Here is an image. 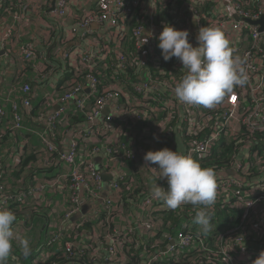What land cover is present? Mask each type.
<instances>
[{"label": "built area", "instance_id": "2783aa9c", "mask_svg": "<svg viewBox=\"0 0 264 264\" xmlns=\"http://www.w3.org/2000/svg\"><path fill=\"white\" fill-rule=\"evenodd\" d=\"M83 1L0 0V68L5 61L14 63L16 55L41 70L38 81L47 79V73L56 75L53 86L57 92L35 119L43 127L40 135L48 153L43 159L45 167L53 168L55 159L66 168V174L50 184L52 189H61V194L51 193L62 197L64 216H58L56 209L49 212L55 217L52 221L46 218V239L31 245L28 257L32 264H254L264 252V29L257 24L263 19L264 25V0H98V5L87 11ZM230 6L234 11L228 14ZM71 15L75 21L70 33H81L82 38L93 41L76 49L65 65L52 64L33 40L17 49L14 46L16 23L21 20L49 16L65 26ZM6 17H11L13 24L5 23ZM44 24L46 31H51L50 20ZM167 25L187 30L193 46L201 27L221 28L235 54L246 58L247 82L234 87L212 109L180 103L174 87L184 69L175 57L165 62L158 47L159 35ZM149 32L152 37L142 45ZM128 42L133 43L135 55L122 53ZM144 73L147 83L143 82ZM19 94L18 99H11L15 96L11 90L8 98L0 99V208L11 211L13 206H29L32 198L36 206L49 208L50 194L42 187L9 193L1 183L7 173L2 162L3 127L10 120L11 132L25 130L36 97L29 84L22 86ZM5 103L10 104L11 113ZM78 116L86 117L87 126L70 125V117ZM159 119L163 123L154 126ZM66 125V139L60 141V128ZM162 131L177 145L181 143L182 154L199 162L221 153L223 146L230 148V164L216 172L217 199L209 210L211 215L226 210L230 218L224 222L230 227L212 239H200L190 230L161 241V217L172 209L148 190L136 205L126 206L130 203L125 200L129 196L122 194L124 187L134 192L149 185L157 174L144 156ZM98 158L107 161L106 169L98 166ZM112 160H120L121 165L110 167ZM127 162L134 175L124 170ZM103 174L112 177L108 184ZM86 207L88 213L75 220ZM197 210L188 215L194 217ZM69 220L97 224L76 234V227L68 226ZM118 221L126 225L117 227ZM27 224L13 226L18 237L32 232L33 222ZM189 225L186 228L202 232L198 225ZM16 247L5 264H23L22 251ZM54 247L60 253L54 252ZM55 256L57 263L51 261Z\"/></svg>", "mask_w": 264, "mask_h": 264}, {"label": "clouds", "instance_id": "9594fccd", "mask_svg": "<svg viewBox=\"0 0 264 264\" xmlns=\"http://www.w3.org/2000/svg\"><path fill=\"white\" fill-rule=\"evenodd\" d=\"M226 11L230 14L234 8L230 6ZM151 37L150 32L144 34L142 45L147 44ZM158 39L164 61L175 57L184 69L185 74L174 87V95L180 103L212 109L232 93L234 87L247 82L246 58L235 54L225 33L217 26L201 27L196 46L189 42L187 30H177L171 25L164 26ZM144 160L157 165L152 169L158 171L160 179L167 183V188L153 184L152 197L172 210L186 204L197 208L193 222L206 234L211 229L209 210L217 199L216 171L203 167L191 156L169 148L149 151ZM16 220L12 211L0 208V264H5L12 255L15 240H19L24 257L31 254L29 239L20 238L13 231ZM254 264H264V252Z\"/></svg>", "mask_w": 264, "mask_h": 264}, {"label": "crops", "instance_id": "0c3cea01", "mask_svg": "<svg viewBox=\"0 0 264 264\" xmlns=\"http://www.w3.org/2000/svg\"><path fill=\"white\" fill-rule=\"evenodd\" d=\"M98 3V0H85L82 2V6H84L85 8L84 11H87L91 8L96 7ZM18 11L22 14H26L20 9ZM73 14L76 16V11H73ZM74 15H71V17L66 19L65 26L57 25L55 23L57 21L53 17L49 16L46 18L34 17L31 20H21L20 22L16 23L18 31L15 35L16 41L14 43V46L17 49V47H19L23 43L29 40H33L37 43L40 53L45 54V56L48 57L49 61L52 62V64H56V66L58 67L65 65L68 57L72 56V53L76 49L85 46L88 47L93 41L92 38H88L87 40L82 38L83 35L81 33H78L76 35H72L70 33V26L73 25L75 21ZM5 19V23L13 24V20L11 19V17H6ZM46 20H50V23L53 25V27L50 28L51 31H46V29L44 28L46 26L44 24ZM93 30L95 31L96 29L93 28ZM13 59L15 60L14 63L5 61L0 68V99L8 98L9 91L11 90H15V96L13 95L11 99H18V97L21 95L19 94V91L21 90L22 86L26 85V83L34 89L36 97L33 103L34 109L32 110L31 114L26 116L25 130L20 133L11 132L10 120L3 127L6 134L4 137L5 141L1 143V149L4 155L2 162L7 168V173L5 176L6 186L8 190H11L12 186L20 184L22 185V190L26 191H31L32 189L30 188L32 186H34L37 190H40L42 187L45 190V193L50 194L48 195V199L51 201V205L49 206V208L45 206L38 207L36 206V201H34V199L32 198L27 210V212L29 211V215L32 214V217H28V214H26L32 222L36 217H42L46 220L47 216L43 215L42 213H49L53 209L61 212L60 204L62 203V197L59 196L61 194V189L58 187L52 189V187H50V184L53 181H57L63 174H66V168L62 165H58L56 163L57 160L55 159L52 163L54 165L52 166L53 168L50 167V169H48V167H45L43 159L48 156V153L40 135L43 132V127L36 123L35 118L37 116H33V111L35 110V106L40 105L38 111L40 110L41 112L44 108L47 107L49 97L57 92L53 86L56 83V75L47 73V79L40 82L38 80L42 77V74L40 73L41 70H38L34 64L23 62L16 55H13ZM24 82L25 84H23ZM5 106L6 110L11 113L10 104L5 103ZM53 109L55 111L56 107H53ZM31 131H35L37 134ZM66 136L67 135L65 134H59L60 141L65 140ZM176 151L180 153L183 152V147L181 146L180 142L177 145ZM33 152H36L34 153V155L38 157L37 168L35 167L32 173H27V170L25 175H19L18 166L22 163V160L25 156L31 155L33 154ZM57 154H59V152H57ZM115 161L116 160H112L108 163V165L110 167L112 165H121L120 160L116 162ZM96 162L100 168H107L105 166L107 164L106 160L103 161L102 159L98 158ZM125 164L126 167L124 168V170L126 172L130 170L134 175L135 171L132 168V164L129 162ZM34 165L35 163L32 164V166ZM45 179H47L48 181L45 182ZM150 181V192L153 184H158L160 186L164 185V183L160 181L157 174L152 179H150ZM108 182L110 181H107V184ZM53 191H57L60 194L51 193ZM34 235H36V232H34ZM24 238L26 237L24 236ZM33 239H29V241L31 242ZM39 241L40 240H38L36 244H38Z\"/></svg>", "mask_w": 264, "mask_h": 264}, {"label": "trees", "instance_id": "16d2710c", "mask_svg": "<svg viewBox=\"0 0 264 264\" xmlns=\"http://www.w3.org/2000/svg\"><path fill=\"white\" fill-rule=\"evenodd\" d=\"M137 19L135 18L133 20V22H136ZM124 55L127 54H131V55H135L134 53V46L133 43L128 42L125 45V51L122 52ZM25 84V82L23 83ZM27 84V83H26ZM40 105L35 106V110L33 111L34 115L33 116H37L38 114H40V110L38 111ZM34 109V107H33ZM38 111V112H37ZM32 113V114H33ZM71 122L70 125L71 126H75V125H86V117L84 116H78V117H70ZM68 130V126H64L60 128V134H64L66 131ZM5 141V138L3 139V142ZM223 151L219 154H217L216 156H213L211 159L206 160V161H202L200 162L201 165L203 167H211L213 168L216 172H221L223 171L224 168L228 167V165L230 164V148H226V146H223ZM33 154L25 156L24 159L22 160V163L18 166V174L19 175H25L26 171L27 173H32L34 171V168H37V162H38V157L36 155ZM58 154L55 155V157ZM3 158V157H2ZM1 160V159H0ZM34 166H32V164H34ZM49 173V172H47ZM6 174L4 175V179L1 183H5L6 186V179H5ZM7 188V186H6ZM11 190H8L9 193H16L18 190L22 189V185L18 184L16 186H12ZM127 187H124V190H122V194L124 195H128V198H125L126 201H128L130 203V205H126L127 207H131L134 206V204L136 205L137 203L135 201H137L138 199L142 198L144 195H148V193L146 192L147 190H150V184L146 185L143 184L142 186H140V188H138L136 191L131 192L126 190ZM146 198V197H145ZM144 198V199H145ZM143 199V200H144ZM195 207L192 206L191 204H186L181 206L180 208L176 209V210H170L168 212H166L162 217L161 220L163 221L161 223V228L162 231L161 233L158 235L159 239L162 241L164 239V237L167 236H172L175 237L177 236L180 232L183 233H189V231L191 230L196 237L200 238V239H212L214 238V236H216L217 234H219L223 229H227L230 227V225H227V222L225 223L224 220L230 218V214L227 213V211H216L215 213H213L211 215L212 219H211V229L205 234L203 232H198L196 229H191L190 225L191 223H193V225H197L195 224L193 221L191 220L192 218L194 219V217H190L188 215L189 211L194 210ZM28 210V205L22 206V207H11V211L16 215L17 220L16 222H14V225H18L21 223H29L32 222L30 221V219L27 217V212ZM62 213H58V216H64L63 211L61 210ZM43 215H46L47 218L52 221L53 217L50 216V213H42ZM47 220H44V218L42 217H36L33 221V228H32V232H30L28 234V236L26 237L27 239H33L35 237L34 232H36L37 227L39 224H46ZM189 221V222H188ZM68 222V226H74L75 228V233L76 234H80L82 231H89L93 225L97 224L94 222H83V221H78V222H74L72 220L67 221ZM44 224V225H45ZM126 224H124V222L122 221H118L117 222V227H124ZM186 226H190L187 227ZM114 227L112 228L111 231H113ZM43 230V228H42ZM47 237V232L45 231V229L42 231L41 233V237H40V241H44ZM17 251L19 253H21V248L16 247ZM148 251L152 252L151 248H146ZM54 252L60 253V250L57 249V247H54L52 249ZM148 253V252H146ZM144 253V255L146 254ZM21 256V261H24L23 264H32L31 258L29 257H24L23 254L20 255ZM52 262H59L58 258L55 256L54 258L51 259ZM50 264V263H49Z\"/></svg>", "mask_w": 264, "mask_h": 264}, {"label": "rangeland", "instance_id": "374dc122", "mask_svg": "<svg viewBox=\"0 0 264 264\" xmlns=\"http://www.w3.org/2000/svg\"><path fill=\"white\" fill-rule=\"evenodd\" d=\"M163 123V119H159L158 121H156L153 125L154 126H158V125H161ZM153 125H152V127H153ZM154 132V131H153ZM167 132H161V134L160 135H158V136H156L155 138H154V141L149 145V146H147V148H148V150H147V152H149V151H158V150H161V149H163V148H169V149H171V150H173V151H175L176 149H177V143L175 142V140H174V138H172V139H169V138H167V134H166ZM160 140H167L168 142H170L171 144H169L168 142L167 143H165V144H158V141H160ZM152 165V164H151ZM153 167H157V165H152ZM154 172L155 173H157V175H158V177H159V179H160V174H159V172L158 171H155L154 170ZM160 181L161 182H163L164 183V185L162 186V187H165L166 188V185H167V183H166V180H164V179H160ZM11 189V188H10ZM27 214H28V217L30 216V217H32V214L31 215H29V211L28 212H26ZM45 220V219H44ZM32 223V222H31ZM45 224V223H44ZM44 224H39L38 225V227H37V230H36V235H35V237H34V239L30 242V246L31 245H33V243H36V242H38V240H39V237H40V235H41V231H42V228L44 227ZM27 226H30V222L27 224ZM19 245V243H15V244H13V247H12V249H14L16 246H18ZM15 250V249H14Z\"/></svg>", "mask_w": 264, "mask_h": 264}, {"label": "water", "instance_id": "95a60500", "mask_svg": "<svg viewBox=\"0 0 264 264\" xmlns=\"http://www.w3.org/2000/svg\"><path fill=\"white\" fill-rule=\"evenodd\" d=\"M236 19H238V18H236ZM248 23L253 24L251 21H248ZM257 24H259V25L262 26V30L264 29L263 19H262L260 22H258ZM145 75H146L145 73L142 75V77H143V82L147 83V78H146ZM106 114H107V113H106ZM229 175L236 176V174H235V173H232L231 171H229ZM102 177H103V179H104L106 182L112 180V177L109 176V175H107V174H103ZM107 187H108V186H107ZM89 210H90L89 207L84 208V209L82 210V212L79 214V216H78L75 220H78L79 218H81L82 216H84L85 214H87Z\"/></svg>", "mask_w": 264, "mask_h": 264}]
</instances>
